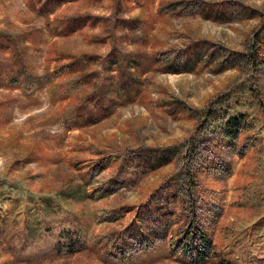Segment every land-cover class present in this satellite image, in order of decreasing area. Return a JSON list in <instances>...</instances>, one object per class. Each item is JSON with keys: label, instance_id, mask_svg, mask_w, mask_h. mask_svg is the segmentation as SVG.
I'll use <instances>...</instances> for the list:
<instances>
[{"label": "rangeland", "instance_id": "rangeland-1", "mask_svg": "<svg viewBox=\"0 0 264 264\" xmlns=\"http://www.w3.org/2000/svg\"><path fill=\"white\" fill-rule=\"evenodd\" d=\"M72 1L0 0L19 51L17 67L0 53V101L17 98L0 120V264H183L170 251L191 215L225 261L264 264V0ZM56 18L70 24L53 35ZM52 79L77 103L50 102Z\"/></svg>", "mask_w": 264, "mask_h": 264}, {"label": "trees", "instance_id": "trees-1", "mask_svg": "<svg viewBox=\"0 0 264 264\" xmlns=\"http://www.w3.org/2000/svg\"><path fill=\"white\" fill-rule=\"evenodd\" d=\"M30 8L32 9V0H26ZM54 3L57 5H61L64 3V0H52ZM81 0H74L72 3L79 2ZM87 1H92V0H87ZM160 10V9H159ZM78 21L82 18L78 17ZM77 21V20H76ZM64 20H59L58 18L54 19L52 22L50 20L46 21V24L50 27L49 31L56 34L54 27H62ZM89 19L86 20V23H89ZM68 24H70L69 21L64 22L63 28L67 27ZM91 25V24H90ZM77 26V25H76ZM93 26V25H92ZM152 26V25H150ZM68 29V27H67ZM83 28L80 26H77V32L82 30ZM62 31V30H61ZM145 32V31H144ZM146 33H148V30H146ZM53 34V35H55ZM5 41V42H4ZM13 40H10V38H3L0 37V53H5L8 51L10 48L12 51L9 61H12V66H18L19 61L17 55L19 54V51L14 49V45H12ZM150 43V46H152L150 40L148 41L146 38H144V41H140L138 45L142 48L143 46H146V44ZM132 45V44H131ZM138 50V49H137ZM142 53L139 54H134L132 61H127V71L129 72L130 68H133V70L137 73L135 75H139V73L136 71V66H139V62L137 60H140ZM157 54L153 52L150 57H158L156 56ZM64 57H60L61 60H63ZM60 60L59 58H57ZM172 65V64H171ZM171 65H165V66H171ZM141 66V65H140ZM157 66V65H156ZM59 69H63V67H60ZM58 69V70H59ZM58 70L56 71L57 76H61L58 73ZM19 69H17L18 73ZM72 70L68 71L67 74H72ZM130 73V72H129ZM133 73V72H131ZM134 75V74H131ZM1 78V74H0ZM115 77H113L114 79ZM1 79L4 80L2 77ZM40 80H42V77L36 75V74H31L27 73L22 76V84L19 85L21 88L23 94L29 99L32 103H35L37 100L36 97H34V92L41 87ZM77 83L75 90L78 88V82L74 81V85ZM57 85V82L55 79H52L51 82H48V94H49V100L52 103H56L57 101H62L65 100V98L69 99L71 103L76 104L77 101L79 100V94L77 91H72L70 95L65 96H60L58 97L55 94V86ZM57 89L59 90L58 92H64V89H60L59 86L57 85ZM17 102V98H9L6 100H1L0 101V120L1 117H3V121H10L13 117V108L15 107V104ZM76 102V103H75ZM10 109V111H9ZM9 112V113H8ZM8 113V114H7ZM74 116V115H73ZM74 117H71V120ZM236 126H240L239 123L236 124ZM239 132V128L234 130V133L232 134L231 137L235 138L237 136V133ZM178 223V221H175L174 223L169 222V228L168 229V234L170 232H173L172 229L177 228L174 227L173 225ZM167 234V235H168ZM176 235L178 238L176 240V243L174 244V250L170 251V255L173 259L176 261H179L180 263L183 264H234L231 261H225L224 258L221 256V254L215 250L213 247V242L210 239L209 236H207L203 230L198 227V224L195 221V218L191 216H186L185 218H180L179 219V224H178V231L173 234V236ZM74 247V246H73ZM72 246L67 245L66 246H61L59 244V251L60 252H68V253H73L79 251V249H76L75 247L73 248Z\"/></svg>", "mask_w": 264, "mask_h": 264}]
</instances>
